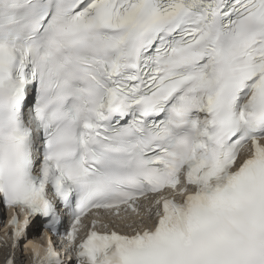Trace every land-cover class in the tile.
I'll use <instances>...</instances> for the list:
<instances>
[{"label":"snow or ice","instance_id":"obj_1","mask_svg":"<svg viewBox=\"0 0 264 264\" xmlns=\"http://www.w3.org/2000/svg\"><path fill=\"white\" fill-rule=\"evenodd\" d=\"M0 209L2 264H264V0H0Z\"/></svg>","mask_w":264,"mask_h":264}]
</instances>
